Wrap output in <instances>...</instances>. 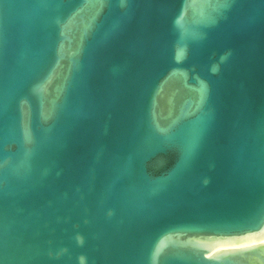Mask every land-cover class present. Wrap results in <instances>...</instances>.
<instances>
[{
    "label": "water",
    "instance_id": "water-1",
    "mask_svg": "<svg viewBox=\"0 0 264 264\" xmlns=\"http://www.w3.org/2000/svg\"><path fill=\"white\" fill-rule=\"evenodd\" d=\"M263 238L264 0H0V264H264Z\"/></svg>",
    "mask_w": 264,
    "mask_h": 264
},
{
    "label": "bare ground",
    "instance_id": "bare-ground-1",
    "mask_svg": "<svg viewBox=\"0 0 264 264\" xmlns=\"http://www.w3.org/2000/svg\"><path fill=\"white\" fill-rule=\"evenodd\" d=\"M257 242H264V238L259 241L253 242V243H257ZM253 243H250V244H253ZM246 245H249V244H246ZM240 246H245V245H240ZM236 247H239V246H236Z\"/></svg>",
    "mask_w": 264,
    "mask_h": 264
}]
</instances>
